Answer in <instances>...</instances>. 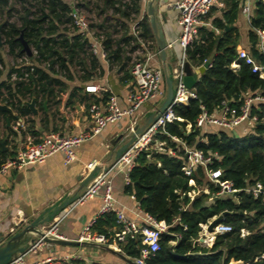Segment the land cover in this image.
<instances>
[{"label":"trees","instance_id":"16d2710c","mask_svg":"<svg viewBox=\"0 0 264 264\" xmlns=\"http://www.w3.org/2000/svg\"><path fill=\"white\" fill-rule=\"evenodd\" d=\"M18 0L22 4V14L19 17L20 26L6 22L2 25L1 36L4 45L9 48L10 54L20 57L24 54L20 36L31 47L38 49L40 58L36 61L35 75L29 82L12 81L11 74L16 69L9 67L7 79L0 84V102H6L12 109L18 110L22 116L31 114L24 105V100L35 97L43 103L52 97L59 96L56 86H64L62 78H73L71 67L75 64L84 65L88 59L92 70L97 69L98 59L88 55V40L80 36L69 39L59 33V26L69 23V5L64 0ZM88 10L98 9L100 14L113 9L115 14L123 20L130 21L142 13V1L131 0H83ZM223 18H216L213 26L221 34L212 29L200 28L199 39L187 51V60L190 67L198 68L212 59L210 67L199 77L195 85L196 99L187 104L174 106L176 116L182 121L169 124V135L185 141L190 147L201 150L206 156L217 154L211 171L222 170V181L232 182L235 189L242 190L253 186L257 182L264 184V103H255L251 108L252 115H257L258 123L248 129L240 127L238 136L218 127H211L205 134L198 128L196 120L202 113V107L208 113L222 107L225 101L236 114L247 97H264V80L252 72L250 65L239 60L241 68L234 72L230 66L238 61L240 50V32L235 26L238 20L241 0H224ZM9 0H0V9L5 11ZM28 6V7H27ZM32 9H35L32 11ZM14 7L7 11L11 17ZM219 11H221L219 9ZM115 19V18H114ZM116 20V19H115ZM101 23L97 27L108 29L105 32V47L109 61L123 73L122 81L130 83L132 75L128 69L129 58L124 45L130 44L128 30L118 40L113 34L116 26ZM249 32L248 47L250 55L259 63L264 64V54L259 50V38L254 29L264 30V4L254 3ZM229 27L232 29L227 30ZM114 28L113 31H110ZM151 29L145 16L142 24V37L149 42ZM201 40H205L202 43ZM255 44V45H254ZM3 45V46H4ZM47 64V67H41ZM0 78L4 69V55L0 52ZM81 67V66H80ZM89 72L80 68V72ZM5 89V93H2ZM104 99L103 101H106ZM97 103V102H96ZM192 130L187 134V127ZM159 139L166 141L169 147L176 148L177 143L170 137L160 134ZM143 152L136 160L135 167L130 173V183L125 192L135 196L141 208L160 222H165L168 231L163 234L160 242V251L147 261V264H264L257 260L264 252V203L261 199H254L251 195L241 192L237 199L215 198L219 187L208 183L203 167H198L196 173L187 177L182 168L185 154L176 156L158 151ZM0 159V165L5 161ZM161 165L160 167L158 165ZM207 187L209 194L191 199L189 193L199 188ZM224 212V223L232 226L233 231L216 235L211 247L202 246L197 239L202 232L201 225L207 224L214 217ZM116 227V215L110 213L102 217L92 231L94 234L111 235ZM246 229L249 234L242 236L241 230ZM175 242V245H172ZM141 241L128 239L121 245L122 252L129 258L137 259L140 256ZM73 264H86L84 261H75Z\"/></svg>","mask_w":264,"mask_h":264},{"label":"built area","instance_id":"2783aa9c","mask_svg":"<svg viewBox=\"0 0 264 264\" xmlns=\"http://www.w3.org/2000/svg\"><path fill=\"white\" fill-rule=\"evenodd\" d=\"M64 1L70 8L68 14L69 23L59 26V33L63 36H67L69 39H72L73 36H80L84 40H88V55H93L97 58L101 57L109 61L108 52L105 47V30L100 28L97 29L95 25H93L85 2L83 0ZM141 1L142 3H146L148 0ZM255 2L264 4V0H241L242 13L250 25ZM124 3L130 5L131 0H125ZM171 6L178 12V23L181 27L178 44L183 50V59L172 69L171 79L174 82L175 94L170 106L164 111H160L161 104L167 95L166 77L162 69L152 68L150 65L151 59L154 57L155 53L153 52L151 43L144 40L142 37V24L146 16L144 10L140 16H135L130 21H125L120 15L116 14L118 17H113V19H116V34L120 33L122 35L128 30V37L131 39L130 44H122L129 58L128 69L133 78L131 81L132 87L126 96L127 108L122 109L114 96L108 97V99L103 102H95L89 107V116L92 121V126L89 130L78 135H65L60 132H51L39 142L31 141L19 147L14 156L7 158L3 164L0 165V174H6L9 171H20L28 166L42 164L57 153H62L64 155V163L69 165L76 160V149L87 140L99 135L108 125L119 123L126 118L136 119L140 117L138 116L140 114L139 112L145 104L150 103L155 105L151 112L158 116L156 121L146 127L142 133H137L141 128L138 123L134 125L132 134L136 135L135 140L121 156L117 158L111 167L95 173L96 166L93 164L90 165L92 170L90 174L94 173V178L89 182V186L74 202L73 206L69 207L65 216L58 218L50 227L42 228L48 237L61 238L57 235L58 226L68 214L77 206L83 205L86 201L93 199L102 192L103 205L98 215L84 228L78 241L83 244L96 243L109 248L115 247V249L122 252L120 248L122 244L127 243L128 239H136L141 241L142 247L140 248V256L135 259V262L137 264H147V261L160 251V242L163 234L168 231V226L165 222H160L146 213L133 195H131V198L135 202L134 215L137 221L130 219L125 211L116 206V200L113 194V179L111 176L113 171L122 170L126 185L129 184L130 173L135 167L139 155L143 152H149L147 155L148 159H151V151L167 153L172 156L184 152L185 162L182 168L184 174L187 177H191L196 173L198 167H203L207 182L219 187V190L214 195L216 199L227 197L236 200L238 193L245 192L254 199H261L264 203V184L257 182L246 189H235L232 182L221 180L223 177L222 170L211 171L209 169L213 164L214 157H218L217 154L206 156L201 150L190 147L182 139L171 136L167 132L169 124L182 121V119L176 116L173 110L174 106L187 104L191 99L197 98L195 90L189 89L185 84V65L188 62L187 51L194 42L199 39L200 28L204 26L206 19L215 8L223 7V3L221 0H174ZM254 30L259 38V50L264 54V30ZM201 41L202 43L205 42V40ZM30 50L31 55L24 52V54L18 57L16 59L17 61H14L11 65L16 69V71L11 74L12 81H24L27 83L35 75L38 65L36 61L40 58V55L38 49L31 47ZM239 60H243L247 65H250L252 72L264 80V64L257 62L246 50H240L238 61H235L230 66L232 71L237 72L241 68ZM41 67L45 68L47 64H43ZM0 68H2L1 65ZM100 90L101 89H98L95 85L86 87V92L88 93H96ZM255 103H264V97L260 95L256 97H247L239 114H236V111L225 101L222 103V107L213 113H208V111L202 107V113L196 120V125L198 128L203 129V134L211 127H218L232 134L233 131H236V136H238L240 127L245 126L250 129L258 123V116L252 115L251 113V108ZM3 104L7 105L6 102ZM156 105L159 106L156 108ZM141 117H143L142 120L145 124V115ZM191 130L192 126L189 125L187 127V134H189ZM160 134L168 135L172 142L177 143L176 148H171L166 141H161L159 139ZM158 166L160 167L161 165L159 164ZM197 191L198 190L189 193V197L194 199V194ZM206 194H209V191H206ZM110 213L116 215V227L111 232V235L94 234L92 227H94L102 217ZM215 218L216 217L207 224L201 225L202 232L197 239L200 245L211 247L214 244L216 235L233 231L232 226L224 223L223 218V221L214 228V231L209 233L207 231L208 226ZM262 233H264V227ZM241 234L245 237L249 232L246 229H242ZM174 243L175 242H172V245ZM46 244L47 242L44 238H35L26 251L14 257L11 264H25V258L28 254L41 250ZM81 260H83L81 254L73 253L48 257L33 264H73L75 261ZM257 260L264 261V252L257 257Z\"/></svg>","mask_w":264,"mask_h":264},{"label":"crops","instance_id":"0c3cea01","mask_svg":"<svg viewBox=\"0 0 264 264\" xmlns=\"http://www.w3.org/2000/svg\"><path fill=\"white\" fill-rule=\"evenodd\" d=\"M172 2L174 0H148L142 3V12L144 10L151 29L149 42L155 53L150 65L152 68L162 69L166 78L171 77L172 69L183 59V50L178 44L181 27L178 23V12L171 6ZM221 2L223 7L215 8L203 26V28L212 29L216 34L221 33L214 28L213 21L216 18H223L222 12L226 7L225 1L221 0ZM150 8L153 9L156 18L157 32L154 31L150 22L152 18L149 14ZM235 26L241 36L238 49L250 53L248 40L251 26L243 15L241 6ZM229 28L232 29V27ZM159 41L166 45L164 57L160 53ZM7 56V61L4 57L5 65H3L0 84L7 79L9 67L13 64V62L8 63L9 57L13 55ZM97 59V69L94 70L88 59L84 65H80L81 67L77 64L71 67L73 78L71 80L62 78L64 86H56V90H59L56 93H59V96L47 99L43 103V109L40 100L35 97L24 100L23 102H30L35 99L36 115L30 110L31 114L22 116L18 110L7 105L12 112L0 113V153L6 155L5 160L14 156L19 147L31 141L39 142L51 132L78 135L89 130L92 126L89 107L95 102H103L107 97L114 96L122 109L127 108L126 96L132 83L122 81L123 73L112 62L101 57ZM82 67L89 72L85 70L84 73L80 72ZM191 69L193 73L197 68L191 67ZM89 85H95L101 90L88 93L86 87ZM1 91L6 92L5 89ZM0 104L3 103L0 102ZM154 106L150 103L145 104L140 114L138 113L140 117L126 118L119 123L108 125L99 135L87 140L76 149V160L69 165L64 163V155L57 153L42 164L0 174V246L38 218L42 219V228H48L58 218L65 216L69 207L73 206L89 186L88 179L92 171L90 165L96 166L95 173L111 167L117 160L119 151L131 140L134 125L138 123L142 127L144 123L141 116L145 115L147 120L153 114L151 111ZM158 106L156 105V108ZM1 158L4 157L0 155ZM111 176L116 206L125 211L130 219L136 220L135 202L131 195L125 192L123 171L115 170ZM206 191H209L207 187L199 188L194 198ZM102 205L101 192L72 210L58 226L57 235L65 240L78 241L82 231L98 215ZM35 238L37 237L33 236V239ZM73 253L81 254L83 256L81 261L86 264H133L135 262L115 247L109 248L96 243H85L79 246L47 243L41 250L28 254L25 264ZM118 253L125 255L130 262L123 260Z\"/></svg>","mask_w":264,"mask_h":264},{"label":"water","instance_id":"95a60500","mask_svg":"<svg viewBox=\"0 0 264 264\" xmlns=\"http://www.w3.org/2000/svg\"><path fill=\"white\" fill-rule=\"evenodd\" d=\"M149 14L152 15V18L150 20L151 25L155 32H157V24H156V18L154 17L153 9H149ZM2 26H0L1 31ZM230 29V28H228ZM20 41L23 45V51L27 54L31 55L30 46L28 43L24 40L23 35L20 36ZM160 44V53L164 57L165 56V48L166 45H164L161 41H159ZM255 45V44H254ZM2 47V36L0 32V48ZM212 63V59H209L202 67L196 69L192 73V69L189 65V63H186L185 65V84L189 89H194L196 83L199 80V77L205 73V71L210 67ZM166 85H167V95L165 100L163 101L160 111H164L168 106H170L173 98H174V85L173 80L171 77L166 78ZM35 99H33L30 102H24V105H26L35 115L37 114V110L35 107ZM6 111V112H12V109L8 107L7 105L0 104V113ZM157 115L151 114L148 119L146 120L145 124L138 130L137 133H142L146 127H148L151 123L155 122L157 119ZM234 135H237L236 131H233ZM136 135H133L131 140L119 151L117 158L121 156V154L132 144V142L135 140ZM95 174L92 173L88 179V182H90L94 178ZM64 206L62 207V209ZM229 213L224 212L221 216L215 218L210 225L208 226L207 231L209 233H212L214 231V228L220 224L223 221V218L227 216ZM42 219L38 218L37 220L33 221L30 224H27L24 228H22L19 232L15 233L10 237L8 241L3 243L0 246V264H11L14 257L26 251L30 243L34 240L33 236L44 238V240L47 243H50L52 245H74L79 246L83 243L79 241H69L62 238H52L48 237L45 233V231L42 229ZM118 255L125 261H129L125 255H122L121 253H118ZM132 262V261H131ZM133 264H137L136 262H133Z\"/></svg>","mask_w":264,"mask_h":264},{"label":"rangeland","instance_id":"374dc122","mask_svg":"<svg viewBox=\"0 0 264 264\" xmlns=\"http://www.w3.org/2000/svg\"><path fill=\"white\" fill-rule=\"evenodd\" d=\"M28 2H31L33 4L34 1L32 0H26ZM10 7H14V11L12 12V15L11 17H8V15L6 14L7 11L10 9ZM28 7V6H27ZM35 9H32V11H34ZM22 4L18 2V0H9V6L8 8L5 10V11H2V9H0V26H2L4 23L6 22H9V23H13V24H17L18 26H20V22H19V17L20 15L22 14ZM89 12V17H90V20L93 21V25H95V27L97 29H99L97 26L100 25L101 23H108V25H114L115 26V19H113V17L117 16L115 14V11L113 9H109L107 10L106 12L100 14L99 10L98 9H93L91 10H87ZM118 17V16H117ZM96 22H95V21ZM111 29V28H110ZM114 28H112L110 31H113ZM108 31V29H105V32ZM121 34L118 33L116 34V32H114L113 34V39L114 40H118L120 38ZM4 40L2 39V47L0 48V52H2V54L4 55L5 57V61H7V58L8 56L7 55H11L10 52H9V48L7 45H4ZM10 60H8L9 64L11 62H14V61H17V57H15L13 55V57H9Z\"/></svg>","mask_w":264,"mask_h":264}]
</instances>
